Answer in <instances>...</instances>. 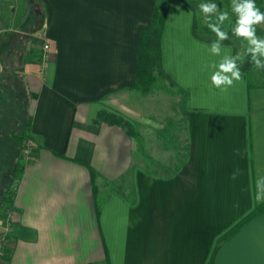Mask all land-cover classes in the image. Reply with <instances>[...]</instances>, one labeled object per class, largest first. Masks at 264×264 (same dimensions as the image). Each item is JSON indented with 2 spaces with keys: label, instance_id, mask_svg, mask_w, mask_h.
<instances>
[{
  "label": "crops",
  "instance_id": "1",
  "mask_svg": "<svg viewBox=\"0 0 264 264\" xmlns=\"http://www.w3.org/2000/svg\"><path fill=\"white\" fill-rule=\"evenodd\" d=\"M7 1L0 47L20 44L31 152L20 159L0 264H264V201L255 199L264 84L241 71L226 91L212 86L208 65L220 58L194 36L192 10L169 1L160 39L168 77L147 92L146 112L131 87L154 0H37L39 28L26 25L27 0ZM101 109L130 120L137 136L96 119Z\"/></svg>",
  "mask_w": 264,
  "mask_h": 264
},
{
  "label": "trees",
  "instance_id": "2",
  "mask_svg": "<svg viewBox=\"0 0 264 264\" xmlns=\"http://www.w3.org/2000/svg\"><path fill=\"white\" fill-rule=\"evenodd\" d=\"M169 1L170 0H154L152 10L150 12V19L148 26L142 27L139 31L137 52H136L135 82L131 88L140 93H147L150 90L154 89L156 85V74L162 75L166 78L168 77V74L164 71V68L162 66L160 39L164 25V19L169 6ZM180 1L192 10V32L194 36L207 42L214 41L216 39L215 34L211 32V30L207 27L206 23L204 22V19L203 20L202 18L200 19V17H198L197 15V10L199 9L198 5L202 2V0H180ZM262 1L263 0H256V4L259 8L261 7ZM220 11L229 12V19L226 20L223 25V30L229 33V39L223 41V43L229 44L233 47V55H235L238 52H242L243 41L232 35V27L235 24L236 16L231 12V3H229L228 0H226L225 6H220ZM257 35L260 37H264V31H262L257 27ZM239 46H241L240 50H239ZM240 67H241V71L246 74L248 84L250 85H252L253 83L264 84V69H257L251 62L250 57H245L244 63ZM8 72L10 71L2 69V72L0 73L1 92L2 90H6L8 92L11 89L14 90L15 88V86L13 88L12 86H10V88L8 87L9 82H6L7 76L12 75L11 72L10 75L8 74ZM2 100L3 97H1L0 95V113H1ZM2 108H6V107L2 106ZM96 119H102L108 123L117 124L123 127L128 134L137 135L136 131H134L133 129V124L130 122V120H128L127 118H125L124 116L118 113L109 111L107 109H101L98 111L96 115ZM26 137L30 138L27 132V128L25 130H21L13 134L17 156L19 149L23 144V140ZM20 159H22V155ZM19 162H20L19 158L17 157L12 166L13 171L18 170V175L21 170L18 167ZM17 178L15 179V183L12 186V191H11L12 193L10 192L11 194L9 195L11 197L6 198L8 194L7 192L8 188L1 194L0 212L3 209H5L4 207H6L8 204L11 205L12 207V197L15 190ZM96 210L99 212L100 210L99 204H96ZM244 220L245 219H242L240 224ZM233 230L234 228H232V231Z\"/></svg>",
  "mask_w": 264,
  "mask_h": 264
},
{
  "label": "rangeland",
  "instance_id": "3",
  "mask_svg": "<svg viewBox=\"0 0 264 264\" xmlns=\"http://www.w3.org/2000/svg\"><path fill=\"white\" fill-rule=\"evenodd\" d=\"M23 1V6L25 5L26 1L25 0H12V3ZM29 3V7L23 8V13H27L29 17H27L26 20V25L30 24L32 21L33 25L35 28H39L41 26V14L40 13V7L38 6L37 0H27ZM2 2V1H1ZM0 2V3H1ZM8 3H11V0L7 1ZM204 2H209V0H202L201 3ZM213 2H216L218 6H225L226 0H213ZM229 3H231V0H228ZM4 4V1L2 2ZM260 9L264 11V0L261 3ZM34 11H37V15H34ZM197 15L202 18L203 20V14L200 12V10H197ZM30 22V23H29ZM259 29L264 31V25L257 26ZM31 28V26H29ZM13 36V35H12ZM43 41V40H42ZM40 41V44L42 43ZM20 44L17 39L11 37L8 39H5L2 42V45L0 47V52H1V57L3 59V64H1L2 69H5L7 71H10L11 73L8 72L10 76H7L6 82L8 83V87L12 86V88L15 86L14 90L11 89L10 91L2 90L0 88V93L1 97H3L2 100V105H1V113H0V196L1 194L7 189L8 194L7 197L9 196L12 192V186L15 183V179L17 178L18 175V170H12V166L16 158H21V155L23 153V150L26 148L30 147L29 146V138L26 137L23 140V144L21 145L18 156H17V151L15 148V141L13 139V134L16 132H19L21 130H25L27 125L29 124V119H30V110H31V104L32 100L30 97V93L28 89L25 87L23 84L22 80H20L19 75H20V69L19 67L22 64V59L23 56L21 57L20 54ZM241 49V46H239V50ZM8 60V61H7ZM5 64V67H4ZM4 67V68H3ZM24 70V69H23ZM164 77L162 75H157L156 74V88L159 89H164L165 81L163 80ZM136 91V90H135ZM169 91V88H168ZM138 92V91H136ZM140 93V92H138ZM144 95L141 102V106L145 111H149V105L153 102L152 100L148 99V94L147 93H140ZM147 94V95H145ZM6 107V108H2ZM173 124L172 127L176 128L178 121L176 119H173ZM148 125L142 124L141 126H138V129H145L147 128ZM134 131L137 129L134 128ZM137 133V131H136ZM137 136V135H134ZM148 137L149 135L144 136V144L146 147L148 146ZM176 141H174V149L177 151ZM171 145V144H170ZM178 152V151H177ZM170 157H172V154L170 152L168 153H161L158 154L157 158H161L158 161H166L169 160ZM158 161H155L153 164H157ZM20 165V162H19ZM18 165V167H19ZM11 188V190H10ZM11 192V193H10ZM8 202V201H7ZM0 212V257L2 256V253L5 251V245L8 243L9 236H10V230L12 227V217L11 214L12 208L11 205H7L4 207Z\"/></svg>",
  "mask_w": 264,
  "mask_h": 264
},
{
  "label": "clouds",
  "instance_id": "4",
  "mask_svg": "<svg viewBox=\"0 0 264 264\" xmlns=\"http://www.w3.org/2000/svg\"><path fill=\"white\" fill-rule=\"evenodd\" d=\"M198 8L207 27L216 36L208 48L212 56L220 58L208 65L211 84L215 89L226 91L243 80L240 66L245 57H250L257 69H264V37L257 35V26L264 25V11L257 6L256 0H231V12L236 16L232 35L243 41V51L235 55L227 52L223 46V41L229 39V33L223 30L229 12L220 11V6L213 0L200 3ZM239 174L240 170L237 169L231 174V179L235 180ZM255 199L257 202L264 201V176L256 181Z\"/></svg>",
  "mask_w": 264,
  "mask_h": 264
},
{
  "label": "built area",
  "instance_id": "5",
  "mask_svg": "<svg viewBox=\"0 0 264 264\" xmlns=\"http://www.w3.org/2000/svg\"><path fill=\"white\" fill-rule=\"evenodd\" d=\"M40 49H41L40 63L42 66H46L49 62V59H50L49 43L47 41H42ZM29 146L31 147V143H29ZM30 147L23 150L22 156L24 158H27L28 155L30 154V152H31ZM0 246H1V244H0Z\"/></svg>",
  "mask_w": 264,
  "mask_h": 264
}]
</instances>
